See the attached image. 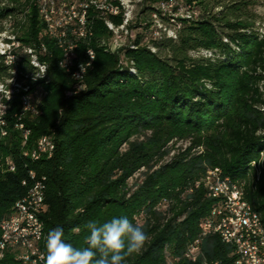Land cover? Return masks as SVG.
Wrapping results in <instances>:
<instances>
[{
  "label": "trees",
  "instance_id": "trees-1",
  "mask_svg": "<svg viewBox=\"0 0 264 264\" xmlns=\"http://www.w3.org/2000/svg\"><path fill=\"white\" fill-rule=\"evenodd\" d=\"M142 1L143 20L132 24L135 38L117 51L107 44L106 16L88 7L90 35L76 53L81 60L92 49L95 59L78 89L59 66L62 50L47 35L37 0H0V34L19 43L10 45L13 62L0 55V81L15 68L19 81L28 75L31 90L43 91L37 112L23 115L21 92L10 99L0 94L7 105L0 165L8 159L15 166L0 168V222L28 190L33 171L44 177L46 235L62 227L65 242L83 248L88 221L127 216L148 240L125 264H233L232 247L216 234L201 237L195 260L188 257L215 202L192 182L207 168H219L215 172L242 185L264 223V32L250 9L257 1L178 0L190 17L177 18V39L153 35L152 16L167 0ZM107 17L122 21L121 15ZM170 18L162 15V22L175 25ZM24 48L47 64L45 77L31 79L36 68ZM42 136L53 139L55 149L34 160ZM175 137L190 145L163 163ZM137 172L143 179L130 184ZM44 251L46 258V245ZM4 263L25 264L9 254Z\"/></svg>",
  "mask_w": 264,
  "mask_h": 264
},
{
  "label": "built area",
  "instance_id": "built-area-1",
  "mask_svg": "<svg viewBox=\"0 0 264 264\" xmlns=\"http://www.w3.org/2000/svg\"><path fill=\"white\" fill-rule=\"evenodd\" d=\"M168 1L169 9H167V11H160V2L156 7V11H154L155 24L152 30L155 39H160L162 37L177 39L179 24L166 25V23L162 22V15H179L181 5L178 0ZM50 2L51 9H53V22L57 27L59 22L68 20H77L78 22L80 20L81 16H78V10H75L74 3H68V0H50ZM105 6L111 7V13L113 15L114 11H121L123 8H131L132 2L129 0V4H122L121 0H111V2H108ZM38 9H41V5H38ZM67 10H74V17H67ZM133 23L135 22H131V28L128 32L113 31L114 51L119 50L124 47V44L131 41V32L135 30L132 26ZM74 31L79 30H59V35H54V41L58 42V37H68V41H75V48H73V51H77L80 41L84 40V38L83 34H81V38H74ZM126 38L130 39L125 41ZM88 55L89 52L87 48L81 60H85ZM81 60H71L69 53L67 59L64 60L63 63L67 65L71 71H78L80 69ZM37 63L41 65L38 54ZM42 73H47V71L43 69V66ZM34 91L36 92V99L40 100L43 96L42 89H34ZM28 109L34 110V107H29ZM5 112L6 106L2 105L1 117L4 116ZM43 148L55 149L53 139L46 141V146H41L36 156L41 155ZM4 167L12 171L10 163L0 165V168ZM219 179H223V172H215V167H211L207 168L201 177V184L199 182L195 184V186H202L206 195L213 198L215 202L209 214L201 220L200 236L189 245L187 249L188 257L195 260L200 251L199 245L201 237L208 234H216L220 237L222 242L232 247V255L234 257L233 264H264V237L259 234V226L255 223L254 217H252V210H249L248 207L245 206V201L238 195V186L235 181H227L231 187V199H224L219 188ZM44 200L45 195L42 193H32L28 199L19 201L29 203L30 212L29 214H25V221L22 228H14V217H12L13 231L11 235L7 236V244H0L2 248H8L10 256L24 257V245H26L27 242H31V239H36L37 230H39V218L45 211ZM15 230L30 231V238H14Z\"/></svg>",
  "mask_w": 264,
  "mask_h": 264
},
{
  "label": "bare ground",
  "instance_id": "bare-ground-1",
  "mask_svg": "<svg viewBox=\"0 0 264 264\" xmlns=\"http://www.w3.org/2000/svg\"><path fill=\"white\" fill-rule=\"evenodd\" d=\"M37 2H38V5H41V9H38V10H39V14L41 15L43 21L46 24L47 35H49L51 38L52 37L54 38V35H59V30L72 31V30L78 29L79 31H74V38H81V34H83L84 39H86L90 35V32L87 27V9L90 5H93L94 7H96V9H98L99 12H101L104 16H106L105 24L113 34V31L128 32V30L131 28L130 27L131 22L134 21V18L132 17V9L134 5L137 4L135 0H131L132 2L131 8H123L121 9V11H114L112 15L111 7L105 6L108 2H111V0H83V1L81 0L79 2H77L76 0H68V3H74L75 10H78V16H81L80 20L78 22L77 20H68L65 22H59L58 27H57V25L53 22V18H52L53 9H51L50 0H37ZM121 3L129 4V0H121ZM167 9H169V1L167 0L165 2H161L160 10L167 11ZM109 15L111 16L121 15L122 16L121 23L116 25L111 20V18L107 17ZM172 15L173 16H171L170 18L171 21L174 22V24H179V27H180L181 24L178 20H176L177 19L176 14H172ZM182 15L190 17L188 11H185V13H183ZM67 17H74V10H67ZM152 18L155 24L154 14ZM2 35L3 33L0 34V36ZM14 37L15 36L9 37L11 39V43L10 42H8L10 44L5 43L7 47L6 49H3L4 46L2 44L1 48L3 50L0 51V55L5 54L6 60L9 59L10 62H13L15 58L14 55L10 54V51H9L11 48L10 45L17 46L19 44V43L17 44ZM58 44H59V48H61L62 50V55L59 60V66L64 71H66L68 74H70L78 82V85L83 86L84 74L86 73L87 69L91 66V63L94 60L93 58H95L94 51L92 49H88V52L90 53V55L87 56L86 61L80 62V69L78 71H71L69 67L65 65L63 62L64 60L67 59V56L69 55V53H70L71 60H79L76 51H73V48H75V41H68V37H58ZM109 48L110 50L114 51V49H111V46H109ZM24 49L27 53L30 54L31 56L30 62L36 68V72L31 75V79L36 80L38 78L45 77L46 73H42V66H43V69L47 71V64L44 62H41V65L37 63V54L34 52L33 49L31 48H24ZM11 74L12 76H10L9 82L7 81V82L0 83V94L4 95V97H6L7 99H10V97L12 96L14 92H21L20 100H21V104L23 105V111L20 115H23L24 113H28V112H33V113L37 112V108H36L37 103L35 104V101L37 102L36 92L32 91L30 88L31 86L28 87V84H26V79H28L27 78L28 75H25L26 79L19 81L17 79L18 76H17V71L15 68L11 70ZM2 105L6 106V111H7V105L4 102L0 101V133L2 135L3 134L5 135V131L3 127L5 122H4L3 117H1ZM29 107H34V110L28 109ZM20 115L18 116L19 118H21ZM16 127L22 130L24 137H27L29 135V131L24 128L23 123L19 122L18 124H16ZM49 140L50 138L48 136H42L39 139L36 145L37 150L31 154L32 159L37 160L40 157H42L43 154H50L51 156V153L54 149H50V148H43L41 151V155L36 156V153L40 151L41 146H46V141H49ZM25 142L26 141L24 140L23 144ZM6 163L7 164L10 163V166H12V171H13L15 166L14 164H12V161L7 159ZM28 175L30 179V186L28 190L21 198H19L14 203L10 214L0 222V231H1L0 244H7V236L11 235L13 231V218L12 217H14V228H22L23 223L25 221V214H29L30 212L29 203L19 202V201L28 199L32 195V193H42L43 195H45L44 194L45 193L44 192V177L38 178L33 171H29ZM227 181H232V180L229 177H223V179H219V188H220V191L222 192L224 199H231V187L229 186V183ZM237 186H238V195H240L241 198H243V200L245 201V206H247L249 210H252V217H254L255 223L258 224L259 226V234L264 237V223L262 221L260 213L256 211L253 208V206L250 204V202L246 200L242 185L237 182ZM18 203H19V207H18ZM42 217L43 216H40L39 218V230H37L36 239H31V242H27L26 245H24V257L14 256V260L23 262L25 264H45L44 247L46 245L47 235L44 230V223H43ZM14 238L16 239L30 238V231L15 230ZM8 254H9L8 248H2L0 246V263H4V260L7 258Z\"/></svg>",
  "mask_w": 264,
  "mask_h": 264
},
{
  "label": "clouds",
  "instance_id": "clouds-1",
  "mask_svg": "<svg viewBox=\"0 0 264 264\" xmlns=\"http://www.w3.org/2000/svg\"><path fill=\"white\" fill-rule=\"evenodd\" d=\"M85 227L89 234L83 248L65 242L62 227L50 230L46 236V264H125L126 258L139 253L148 240L142 226L127 216H113L103 223L88 221Z\"/></svg>",
  "mask_w": 264,
  "mask_h": 264
},
{
  "label": "rangeland",
  "instance_id": "rangeland-1",
  "mask_svg": "<svg viewBox=\"0 0 264 264\" xmlns=\"http://www.w3.org/2000/svg\"><path fill=\"white\" fill-rule=\"evenodd\" d=\"M257 1V3L251 7L250 9L254 12V14H256L257 18H256V24L260 27V29L264 32V0H255ZM135 2H137L136 5H134L133 9H132V17L134 18V21L133 22H139L140 20H143L141 18V15L143 14V10L146 9V4L143 3L144 1L142 0H135ZM139 2H141L139 4ZM151 2V0H147V5H151V6H154V5H157L156 3H149ZM182 6V5H181ZM186 9H184V7H181V9H179V15L176 14L177 18L180 17L183 13H185ZM171 16H173L172 14H166L165 17L166 19H169ZM175 16V15H174ZM141 18V19H140ZM146 18H149L150 20V16L146 17ZM177 20V19H176ZM135 30H133V32H131V41L129 43H126L124 44V47L126 46H131V42H133L134 38H135ZM9 33L5 32L3 33L2 36H0V51L3 50V49H6V45H5V42L2 41V38L4 37H8ZM134 34V35H133ZM11 35V34H10ZM134 37V38H133ZM130 38H126L125 41L129 40ZM4 42V43H3ZM3 44V49L1 48V45ZM107 44L109 46H111V49H114V43H113V34L110 35V38L108 39L107 41ZM7 63H10L9 59L6 60ZM10 78V77H9ZM9 78L7 77L6 80L4 82H9ZM2 81H0L1 83ZM84 86L82 85H78L76 84L75 85V88H78V89H81L83 88ZM190 145V139L188 138H178V137H175V138H172L168 143H167V147H169L171 149V153L166 156L164 159H163V163L165 162H169L170 159L172 158L173 155L175 154H178L182 151H184L188 146ZM194 152H198V150H193L192 153ZM215 171H220L219 168H215ZM204 174V173H203ZM203 174L199 173L197 175L194 176V181L192 182L193 184H197L198 182L201 184V177L203 176ZM143 179V176L141 174V172H137L130 180H129V183L130 184H133L135 182H140L141 180ZM191 187V186H190Z\"/></svg>",
  "mask_w": 264,
  "mask_h": 264
}]
</instances>
